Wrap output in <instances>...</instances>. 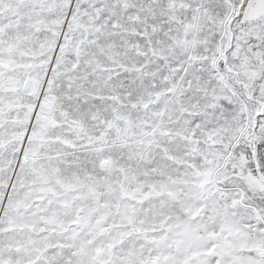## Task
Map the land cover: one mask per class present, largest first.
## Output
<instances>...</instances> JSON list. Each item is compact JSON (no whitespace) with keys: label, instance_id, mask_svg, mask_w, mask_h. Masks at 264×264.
<instances>
[{"label":"snow or ice","instance_id":"6c2138e0","mask_svg":"<svg viewBox=\"0 0 264 264\" xmlns=\"http://www.w3.org/2000/svg\"><path fill=\"white\" fill-rule=\"evenodd\" d=\"M0 264H264V0H0Z\"/></svg>","mask_w":264,"mask_h":264}]
</instances>
